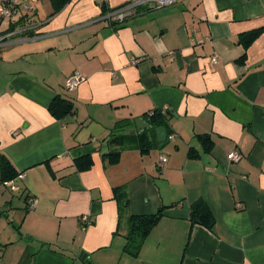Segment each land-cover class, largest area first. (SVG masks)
Masks as SVG:
<instances>
[{"label":"crops","instance_id":"crops-1","mask_svg":"<svg viewBox=\"0 0 264 264\" xmlns=\"http://www.w3.org/2000/svg\"><path fill=\"white\" fill-rule=\"evenodd\" d=\"M102 1L53 14L39 0L37 29L0 44V154L21 176L0 188V264H264V33L241 42L264 30V0H177L123 22L108 16L131 0ZM10 27L0 18V36ZM58 96L74 107L61 119ZM156 110L144 153L136 120ZM197 202L211 228L192 223ZM159 211L133 253L136 218Z\"/></svg>","mask_w":264,"mask_h":264},{"label":"trees","instance_id":"trees-1","mask_svg":"<svg viewBox=\"0 0 264 264\" xmlns=\"http://www.w3.org/2000/svg\"><path fill=\"white\" fill-rule=\"evenodd\" d=\"M52 3L53 6V14L58 13L62 10V8L69 2V0H49ZM142 9H146L148 11V8H141L138 10V12ZM114 24V22H113ZM15 24H11L10 29H14ZM264 33V30H259L255 32H250L248 34H244L241 36V42L244 45L245 49H248L250 45L253 43V41L260 36V34ZM49 110L53 116H55L58 119H61L67 115H70L74 112V107L72 102L63 99L62 97L58 96L56 97L53 102L51 103ZM163 113L160 110H156L154 112H149L148 114L144 115L145 120L151 125V127L157 125L159 121L163 119ZM121 126V123L119 124ZM147 132V131H146ZM146 132H141L139 134V146H141L142 152H148V150L151 147L150 139L148 138V135ZM119 140H123V145L130 146L129 143H127L125 138H120V136H117L116 134H113L111 136V143H116ZM201 140L203 141V145L205 147V150H209L210 147L213 146V141L208 136L201 137ZM120 152H114L110 154V162L115 163L119 160ZM198 154L194 150L189 151V158L196 159L198 158ZM77 163L79 164V168L83 169V166L80 163V159L77 160ZM92 164V161H89L86 165L87 167H90ZM20 174L13 166L12 162L5 156L0 154V180L1 182L5 181H11L18 178ZM116 196L122 200L126 204L127 198L124 192H121L119 188L115 190ZM162 216V211H159L155 215L151 216H142L136 218V224L132 228V236L134 241L133 249L135 250L133 253L137 254L139 251L141 244L145 237L150 233L151 229L158 223ZM191 221L193 224H201L204 226H207L208 228H211L214 224V219L211 216L210 210L202 203L197 202L192 206L191 210Z\"/></svg>","mask_w":264,"mask_h":264},{"label":"built area","instance_id":"built-area-1","mask_svg":"<svg viewBox=\"0 0 264 264\" xmlns=\"http://www.w3.org/2000/svg\"><path fill=\"white\" fill-rule=\"evenodd\" d=\"M99 4H103L102 0H97ZM177 0H131L125 6L111 11L109 18L113 21L123 22L126 18L138 13L141 8H148L149 10H161L173 6ZM39 0H0V18L2 20L8 19L11 24H15L14 29H8L6 34L0 36V44H3L5 40L14 37H26L25 34L32 32L35 29V22L32 20L36 10V4ZM201 42V41H199ZM212 62L217 63V59L213 58ZM85 77L81 72H74L66 78L65 88L67 90H75L84 81ZM17 134V132H14ZM169 139H174V136H170ZM243 158V155L235 150L228 154V159L232 162H239ZM167 158H162V163L167 162ZM21 177V176H19ZM6 187L11 190H16L14 180L1 182L0 188ZM37 199L29 196L28 208L33 209L36 207ZM83 226H89L92 224L88 216H83Z\"/></svg>","mask_w":264,"mask_h":264},{"label":"water","instance_id":"water-1","mask_svg":"<svg viewBox=\"0 0 264 264\" xmlns=\"http://www.w3.org/2000/svg\"><path fill=\"white\" fill-rule=\"evenodd\" d=\"M136 124L139 126H141L140 127V132H143L145 129H150L151 128V125H149V124H147L145 121H144V119H138V120H136ZM156 133H157V137H158V142L160 143V144H164L166 141H167V139H168V133H167V130H166V127H164V126H160V127H158L157 129H156ZM82 261H84L85 260V258H82L81 259ZM81 262V261H80ZM80 262H78L77 264H82V263H80Z\"/></svg>","mask_w":264,"mask_h":264},{"label":"rangeland","instance_id":"rangeland-1","mask_svg":"<svg viewBox=\"0 0 264 264\" xmlns=\"http://www.w3.org/2000/svg\"><path fill=\"white\" fill-rule=\"evenodd\" d=\"M48 0H43V2H47ZM5 21L6 22H8L9 23V20L8 19H5ZM37 29V27L35 26V29L33 28L31 31H34V30H36ZM81 85V84H80Z\"/></svg>","mask_w":264,"mask_h":264}]
</instances>
